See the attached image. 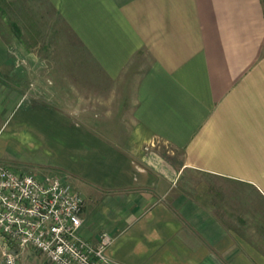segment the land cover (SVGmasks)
<instances>
[{"label": "crops", "instance_id": "0c3cea01", "mask_svg": "<svg viewBox=\"0 0 264 264\" xmlns=\"http://www.w3.org/2000/svg\"><path fill=\"white\" fill-rule=\"evenodd\" d=\"M21 1L0 0V162L28 149L34 174L71 180L80 234L107 231L119 264H264L263 0H42L86 55L56 61L21 11L6 22ZM86 61L115 88L99 114L68 103Z\"/></svg>", "mask_w": 264, "mask_h": 264}, {"label": "built area", "instance_id": "2783aa9c", "mask_svg": "<svg viewBox=\"0 0 264 264\" xmlns=\"http://www.w3.org/2000/svg\"><path fill=\"white\" fill-rule=\"evenodd\" d=\"M83 203L57 172H19L0 162L1 263L20 264L21 253L33 249L50 264H119L106 253L113 239L107 231L95 244L80 234Z\"/></svg>", "mask_w": 264, "mask_h": 264}, {"label": "rangeland", "instance_id": "374dc122", "mask_svg": "<svg viewBox=\"0 0 264 264\" xmlns=\"http://www.w3.org/2000/svg\"><path fill=\"white\" fill-rule=\"evenodd\" d=\"M21 2L22 3L19 2V4L13 3L10 5H6L4 6V9L11 10V12L9 11L10 15L7 14V19H6V22L9 23L10 28L13 27L12 25L14 24L13 21L16 19L14 18L16 16L15 13L20 12V11L22 12L20 21L22 22L21 24L22 29H25V30L23 31L21 38L23 39L25 44L32 43L34 39V35H35L33 33L36 32V26H37L38 33H41L39 36L41 40V42L38 43L39 47L42 44L45 46V42H48L49 44L52 45L51 47L53 48L52 50L53 54H49L48 51L46 52L45 50L40 48L39 53L41 55L44 56L47 53L48 56L54 58L55 61L58 60L59 58H63L67 56L77 57L78 55H81L82 56L81 58H83L84 56L86 57L84 52L79 50L78 48H76V51L74 52L70 51V48H73L72 46H74L75 44L73 45V41L71 40V36L69 35L67 28L64 26L63 23H61L60 18L55 14V12L50 8V6L47 3H45L42 0H33V1L23 0ZM34 12H37L38 16L39 15H42L43 17L46 16L47 21L45 18L42 20L38 19L40 23L36 25L32 24L31 20H33V18L31 17L34 16L35 14ZM35 16H37V14ZM32 29L34 32L32 31ZM46 32H47V36L45 35ZM37 42H39L38 39H37ZM72 57L71 59H73ZM79 69H80V72L82 71L83 73H85V82L83 84L73 82L68 85V86H71V89H69L70 91L69 95L71 97L68 99L69 105H73L74 108H76L78 107L79 102H82V103L84 102L85 107H89V109H91L92 111H96V114L97 113L99 114L102 110L107 111L110 109V107H113L111 106V103L115 97L114 84L110 83L109 81L103 78L102 79L103 83L99 85L100 71L94 68L91 62L89 63L88 61H86L85 68L82 69V67H80ZM72 70L74 73L75 72L77 73V67H73ZM30 85L31 84L29 83L24 84V86H27L29 88H30ZM54 85H55V90L58 92V94H59L60 89L67 88L66 84H61V85L59 84L60 86L57 84H54ZM79 85L83 87L78 88ZM129 87H130V84H129ZM27 89L28 88H26L25 90L26 96L29 95V89L28 90ZM127 90H126V85H123V92H122L123 97L127 96V92H130V89L128 91ZM95 91H98V95L95 93ZM78 95H86L89 98L79 100V99H76ZM27 101L29 103V100ZM34 101L44 102L45 100L35 99ZM118 117L120 116L118 115ZM160 150L165 153L166 151H169L168 148L165 146L164 147L160 146ZM13 153L14 152H12V154ZM34 153L33 152L31 153L28 149L23 148L20 154L17 155L14 153L15 154L14 157L17 160L15 162H10V166L15 167V168L25 169L31 173H36L35 171H36L37 166L35 162H33L35 159ZM167 154L172 155L170 151L167 152ZM175 156H178V154H176ZM68 181L69 183L71 182V180H68Z\"/></svg>", "mask_w": 264, "mask_h": 264}]
</instances>
